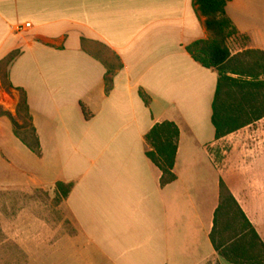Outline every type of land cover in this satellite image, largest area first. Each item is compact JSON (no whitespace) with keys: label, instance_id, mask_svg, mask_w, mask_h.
<instances>
[{"label":"crops","instance_id":"1","mask_svg":"<svg viewBox=\"0 0 264 264\" xmlns=\"http://www.w3.org/2000/svg\"><path fill=\"white\" fill-rule=\"evenodd\" d=\"M226 12L249 39L230 40L232 55L264 52V0H232ZM209 38L193 0H0V66L21 52L2 110L18 116L24 91L42 148L39 158L0 116V193L74 184L62 203L74 230L23 211L7 222L9 264H232L210 240L221 180L264 243V119L216 139L218 74L186 50ZM97 46L123 64L109 94ZM164 122L180 140L177 180L162 187L145 138Z\"/></svg>","mask_w":264,"mask_h":264},{"label":"trees","instance_id":"2","mask_svg":"<svg viewBox=\"0 0 264 264\" xmlns=\"http://www.w3.org/2000/svg\"><path fill=\"white\" fill-rule=\"evenodd\" d=\"M231 1L193 0L199 17L204 18V26L210 38L196 41L186 48L194 61L218 74L212 117L217 140L264 119V52L254 49L232 55L228 46L230 40L249 39L239 35L227 15L226 8ZM20 54V51H15L4 63L10 66ZM115 58L117 64L104 63L107 70L104 82L108 94L113 89L116 73L123 69L120 58ZM10 87L13 88L11 85ZM19 91L22 93V99L18 116L22 110L26 112L31 133L28 136L22 135L14 118L1 109L0 116L10 118L16 137L40 158L42 148L32 123L26 93ZM140 96L149 105V97L142 91ZM83 112L85 118L90 119L85 107ZM145 139L150 147L146 156L162 173L161 186L175 182L177 176L174 169L180 140L178 126L173 122L156 124ZM73 189V183H57L55 193L58 202L61 204L67 200ZM210 240L220 257L232 264H264V243L223 180L220 181V200L214 214Z\"/></svg>","mask_w":264,"mask_h":264},{"label":"rangeland","instance_id":"3","mask_svg":"<svg viewBox=\"0 0 264 264\" xmlns=\"http://www.w3.org/2000/svg\"><path fill=\"white\" fill-rule=\"evenodd\" d=\"M235 43L243 44L245 42L238 39ZM91 51L102 60H106L107 62L114 61V63H117L112 52L103 46L91 47ZM8 68L9 66L6 64L0 66V90L12 95L13 90L10 89L8 80ZM18 94L21 101L22 93L18 91ZM1 97L0 94V98ZM4 98L5 99H0L1 110L2 106H8L4 105V102L6 104L12 103L9 96H4ZM13 118L18 125V131L22 135L28 136V134L31 133V127L26 112L22 110L19 116ZM25 210H29L34 214V217H32L34 222L40 220L46 223L52 230L62 229L68 233L74 230L73 221L63 209L62 203L60 204L58 202L55 191L50 189H39L31 195H27L20 191L2 192L0 193V216H2L4 220L0 221V264H9V261H11L10 259L8 261L9 255L14 254L16 250L15 243L12 240L8 241L6 235L7 230L10 229L7 222L11 221ZM36 224L37 223H32V229L38 228Z\"/></svg>","mask_w":264,"mask_h":264},{"label":"built area","instance_id":"4","mask_svg":"<svg viewBox=\"0 0 264 264\" xmlns=\"http://www.w3.org/2000/svg\"><path fill=\"white\" fill-rule=\"evenodd\" d=\"M24 27L27 29V28H30L31 26L30 24H26Z\"/></svg>","mask_w":264,"mask_h":264}]
</instances>
